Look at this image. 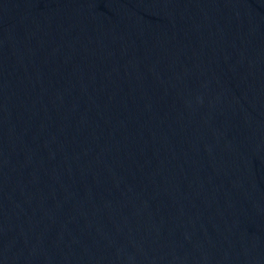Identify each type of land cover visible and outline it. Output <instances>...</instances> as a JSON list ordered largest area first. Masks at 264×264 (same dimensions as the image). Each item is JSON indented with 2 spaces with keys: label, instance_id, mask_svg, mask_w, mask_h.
I'll list each match as a JSON object with an SVG mask.
<instances>
[{
  "label": "water",
  "instance_id": "95a60500",
  "mask_svg": "<svg viewBox=\"0 0 264 264\" xmlns=\"http://www.w3.org/2000/svg\"><path fill=\"white\" fill-rule=\"evenodd\" d=\"M0 264H264V0H0Z\"/></svg>",
  "mask_w": 264,
  "mask_h": 264
}]
</instances>
